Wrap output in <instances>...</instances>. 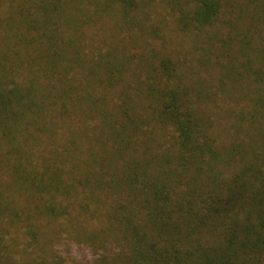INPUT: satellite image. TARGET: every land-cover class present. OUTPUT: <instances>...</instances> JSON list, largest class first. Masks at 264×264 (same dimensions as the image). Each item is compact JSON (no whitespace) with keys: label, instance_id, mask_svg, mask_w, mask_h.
<instances>
[{"label":"trees","instance_id":"trees-1","mask_svg":"<svg viewBox=\"0 0 264 264\" xmlns=\"http://www.w3.org/2000/svg\"><path fill=\"white\" fill-rule=\"evenodd\" d=\"M1 1L8 9L0 16V163L2 156L16 163L11 182H0V227L8 218L34 240L59 231L74 197L97 212L109 202L101 197L116 192L107 232L127 256L116 264H264V0ZM157 6L174 16L179 33L216 28L225 13L246 22L230 19L233 34L221 41L238 50L217 51L212 34L206 44L215 62L194 65L153 47L129 55L115 38L129 30L158 38L161 27L148 25ZM112 19V43L91 49V26ZM207 65L214 90L199 74ZM241 88L252 111L236 115L233 140L219 147L201 105ZM59 125H67L65 140ZM167 134L171 145L163 148ZM38 145L47 155L32 165ZM22 192L25 202L17 203Z\"/></svg>","mask_w":264,"mask_h":264},{"label":"rangeland","instance_id":"rangeland-1","mask_svg":"<svg viewBox=\"0 0 264 264\" xmlns=\"http://www.w3.org/2000/svg\"><path fill=\"white\" fill-rule=\"evenodd\" d=\"M8 4L0 0V16L8 9ZM226 11V10H225ZM228 12V11H226ZM168 10L164 9L162 6H157L151 11L150 18L148 19V25L161 27V34L159 32L158 38H148L147 35L141 36L139 30H129L125 33H118V37L115 38V42L118 44L125 41L127 44V52L129 55L141 54L150 51V47H153L158 50L166 49L167 51L173 52L178 55L179 58L185 60H194L192 61L194 65H200L196 62L199 58L212 59L210 61L215 62V57L210 58L212 53L207 51L208 45L207 39L212 34L215 36L214 44L217 46V51L219 52L229 51L235 53L238 50V46L234 44L233 46L222 47L221 41H224L232 36L231 27L232 22L237 23L242 28L246 27V22L241 23L235 21L234 17L225 13L223 15V21H220L215 26L216 28L206 29L203 32H194V33H179L176 28V22L174 16H170ZM231 19L232 22H229ZM162 23V24H160ZM5 26L10 25L8 22H4ZM7 24V25H6ZM114 19L109 22L104 23L99 28V25H93L89 30L91 33H96V38L94 42L89 43V47H101L106 49L110 45L111 40L109 41V36L113 33L115 27ZM100 29V30H99ZM0 32L2 28L0 25ZM3 38V35L0 34V39ZM2 42V41H0ZM209 42V41H208ZM210 45V44H209ZM1 47V45H0ZM212 50V49H211ZM199 67V66H198ZM198 69V68H197ZM200 76L207 79V84L213 90L216 89V79L214 76V69H211L209 65L205 67H199ZM23 73V72H22ZM21 73L22 77L26 75L24 72ZM211 73V74H210ZM205 79V80H206ZM242 89V88H241ZM98 93H101V89H97ZM233 96H224L218 94L213 101L207 102L202 106V109L205 108L206 113H209L211 120L213 121V128L211 130V136L216 140L217 145L229 146L230 142L235 136L236 125L235 117L240 112L252 111L253 102L251 101V95L249 90L238 89V92L231 93ZM109 98H114V102L117 100L113 95ZM112 100V101H113ZM113 102V103H114ZM78 116L73 120L75 127H83L84 121ZM95 122L97 126L99 125L100 116H95ZM79 121V122H77ZM246 125V123H242ZM80 127V128H81ZM67 125L56 127L55 131L57 137L61 140H65L68 137V131H66ZM245 128V127H244ZM234 132V135H232ZM169 134L163 136L159 143L163 148H168L171 145L170 139L168 138ZM22 140V138H21ZM2 147L4 149L5 142L3 141ZM50 148V147H49ZM160 147H156L157 151ZM161 148L160 150H164ZM47 149L45 145H38L31 148L30 158L32 165H37L38 160H41L40 156L47 155ZM39 154V155H38ZM129 154H135L129 152ZM36 157V159H35ZM3 163H0V182L10 183L12 178L10 175V169L13 168L16 162H11L12 157L2 156ZM220 167V165H217ZM234 166H227V169H232ZM219 169V168H218ZM221 169H226L222 168ZM234 169V168H233ZM112 170V169H111ZM115 171V170H114ZM120 171V169H119ZM228 173V171H226ZM225 172V174H226ZM117 173H119L117 171ZM120 177L119 174H117ZM111 178V176H109ZM22 191V190H21ZM27 193L22 195L18 194L16 197V202H25V197ZM110 195H113L111 197ZM109 197V202L107 205H104L100 211L93 212L94 206L87 205L86 201H81L82 197H74L72 202L74 203L70 210H68V215L63 216L60 219L61 227L58 232L50 231L51 228L43 230L41 234L38 235L37 239H32L27 236L23 224L13 223V221L8 218L3 221L0 227V264H43L45 262L49 263L55 261L59 264H116L120 263L121 260L126 259V252L121 251V245L113 242L114 235L107 232L109 227V210L117 204V194L116 192L106 193L101 197L103 200L104 197ZM116 199V201H115ZM61 201H64L61 198ZM35 222L38 225L43 226L44 222L41 217H36ZM239 222V225H242L244 222ZM59 225L55 222L54 224ZM46 227V226H45ZM82 228L81 232H84L85 237L95 236L96 240L89 244L86 241H80L79 235L81 234L79 228ZM78 237V238H76ZM79 241V242H78ZM204 241V240H203ZM78 244V246H77ZM70 248V251H69ZM82 249V253H80Z\"/></svg>","mask_w":264,"mask_h":264}]
</instances>
